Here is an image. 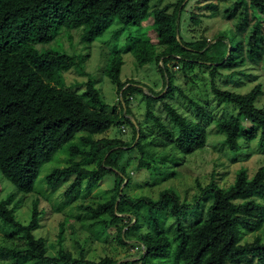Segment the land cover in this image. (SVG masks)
I'll list each match as a JSON object with an SVG mask.
<instances>
[{"label": "trees", "instance_id": "16d2710c", "mask_svg": "<svg viewBox=\"0 0 264 264\" xmlns=\"http://www.w3.org/2000/svg\"><path fill=\"white\" fill-rule=\"evenodd\" d=\"M150 1L0 0V173L18 191L30 193L41 166L78 134H82L77 143L69 147V164L53 170L46 177L47 187L54 189L66 178L73 176L65 192L66 196H70L78 192L82 185L88 191L96 188L106 176L113 174L117 189L114 203L117 199L119 203L115 212L109 211L107 203L95 207L79 205V211L99 220L107 214L113 218H118L116 214H130V209H123L125 206L145 208L153 234L141 236L134 247H143L146 256L162 253L170 246L167 238L160 237L163 233L157 217H165L168 211L175 228L173 264H229L247 257L254 258L256 264H264L263 241L255 239L242 245L239 242L243 231L254 232L264 223V167H260L250 178L246 169H239L233 183L226 188H220L213 182L204 187L197 183V194L191 204L181 202L172 190L160 192L155 201L146 197L130 198L122 190L119 193L126 180V173L119 165L124 150L137 148L143 161L155 157L147 147H166L173 142V149L185 156L205 145L206 126L213 119L210 111L207 105L187 97L181 88L174 86L167 61L182 59L183 67L187 68L202 64L204 59L209 63L210 76L214 79L218 69L232 57L234 51L231 45L228 48L224 37L220 36L215 37L212 44L209 41L189 43L182 39L179 22L184 0L176 5L172 14H166L164 10L153 11L155 32L159 44L164 47L155 61L160 73L165 74V92H154L132 81H120V57L114 58L107 74L116 85L121 115L114 111L105 112L107 107L101 103L89 81L86 82V96L95 101L94 108H89L73 92L50 84L52 81L57 83L63 72L76 66L75 58L57 50L40 52L35 46L53 41L61 28H83L82 39L91 42L107 30L113 20L124 27H140L148 15ZM245 4L240 23H245L247 11L250 10L254 25L247 47L248 53L252 54L262 40L260 30L264 0H245ZM207 7L215 8L213 5ZM136 46L133 55L137 63L141 66L150 63L154 58L153 49L148 52L142 43ZM227 49L230 54L224 61ZM211 50L215 52L207 56ZM218 53L222 55L220 60L215 57ZM193 58L199 59L193 62ZM173 89L195 108L196 122L188 121L169 103L164 102L168 96L172 97ZM211 92L218 103L231 104L238 110L234 119L222 120L217 124L231 152L237 153L239 150L240 118L248 121L253 128L260 129L264 140V111L255 107L261 95L260 85L241 95L221 90L212 83ZM133 93L144 98L145 121L158 130L161 138L147 140L142 124L136 120L135 123L131 121L127 95ZM157 103L162 104L166 120L155 113L154 105ZM123 121L132 127V143L102 136L113 125ZM146 129L150 132V127ZM97 135L100 137L95 138ZM76 158L79 160L74 161ZM139 166L149 169V165L142 162H139ZM138 215L135 212L131 216L130 219L135 220L133 224L130 221L118 228V239L122 245L127 243V234L137 229ZM36 216L37 210L34 208L32 220L22 224L10 208L0 203V221L21 233L25 239V247L21 250L0 247V257L10 258L14 263L29 260L32 264L117 263L110 258L97 262L87 260L82 254L79 259H73L69 254H60L58 257L49 255L45 242L34 236L33 232L37 229ZM101 222L105 223L102 219Z\"/></svg>", "mask_w": 264, "mask_h": 264}, {"label": "rangeland", "instance_id": "374dc122", "mask_svg": "<svg viewBox=\"0 0 264 264\" xmlns=\"http://www.w3.org/2000/svg\"><path fill=\"white\" fill-rule=\"evenodd\" d=\"M180 1L151 0L148 15L140 27H124L113 20L110 27L91 42L82 39L83 28L59 29L53 41L35 48L40 52L57 50L71 55L75 58L76 66L63 72L57 83L52 81L50 84L73 92L89 108H94L95 101L86 96V84H88L86 82L89 81L94 91L98 93L101 103L107 107L108 110L105 112L114 111L121 115L116 85L111 82L107 74L114 58L120 57L122 61L120 81L140 83L154 92L164 91L165 74L160 73L158 63L155 61L164 47L159 44L155 32L153 11L164 10V13L172 14ZM208 5H213L215 8H208ZM245 7V0H184L182 2L183 10L179 22L182 39L189 43L209 41V44H212L215 37L220 36L224 37L228 48L230 45L233 47L234 52L228 61H226L228 56L225 55L226 62L218 69V75L214 79L210 76L209 63L204 59L202 64L187 68L183 67L182 59L167 61L174 86L181 88L187 97L207 105L210 111L213 119L206 126L205 145L202 149L185 156L173 149V142L168 143L166 147H147L146 149L155 157L153 160L143 161L137 148L124 150L119 164L126 173V184L121 186L124 195L130 198L146 197L155 201L160 192L172 190L177 193L181 202L191 204L197 194V183L204 187L213 182L220 188H226L233 183L239 169H246L250 178L260 167H264V140L263 137L261 138V130L253 128L248 121L240 118L239 150L237 153L231 152L217 124L222 120L234 119L238 110L231 104L218 103L211 92L212 83L221 90L241 95L260 85L261 95L258 96L255 107L264 111V14L261 15L262 40L258 43L255 53H248L247 41L254 19L252 12L248 10L247 20L243 25L240 23ZM139 43L144 44L148 52L153 49L154 53L151 62L143 66L137 63L133 55ZM214 52V50L209 51L207 56ZM215 57L220 60L222 55L218 53ZM196 59L193 58L192 61ZM217 64L221 63L218 61ZM144 92L148 93L145 89ZM127 100L129 117L142 124L145 138L151 140L160 137L158 130L150 122L145 121V103L142 95L128 94ZM164 102L169 103L188 121H197L195 108L177 90L173 89L172 97L168 96ZM154 111L165 119L161 103L154 105ZM148 127L150 132H147ZM80 135L82 134H78L73 141L58 150L50 161L41 166L30 193L18 191L0 173V203L10 208L22 224L32 220V212L36 208L37 229L33 233L36 238L45 242L49 255L58 257L60 254L67 256L69 254L73 259H79L82 254L87 260L97 262L103 258H110L118 264H173L175 228L174 220L168 211L166 215L164 214L165 217L162 215L157 217L163 233L160 237L167 238L170 246L162 253L146 256L143 247L139 249L134 247L141 236L153 234L145 208L125 206L123 209L127 211L130 209V214H116L118 218L107 214L101 218L105 223H102L101 219H92L84 211L78 210L79 205L95 207L107 203L109 211L115 212L119 203L118 199L114 203V196L117 193L115 175L106 176L90 191L82 185L78 192L70 196H66L65 192L73 181V176L66 178L54 189L47 187L46 177L53 170L69 164V147L77 143ZM104 135L107 138H120L126 143H132L133 130L123 121L119 125H113ZM99 137L100 135L95 136V138ZM78 160V158L74 159V161ZM139 162L148 164L149 169L140 167ZM135 212L140 215H138L137 229L127 234V243L122 245L118 239V228L124 227L130 221L133 224L135 220L132 221L130 218ZM125 230L126 228L122 236ZM152 238L153 236L150 239ZM255 239L264 242V223L254 232L243 231L239 242L242 245ZM0 247L21 250L25 247V239L21 233L0 221ZM0 264L32 263L29 260L14 263L10 258L0 257ZM229 264H256V260L247 257Z\"/></svg>", "mask_w": 264, "mask_h": 264}, {"label": "water", "instance_id": "95a60500", "mask_svg": "<svg viewBox=\"0 0 264 264\" xmlns=\"http://www.w3.org/2000/svg\"><path fill=\"white\" fill-rule=\"evenodd\" d=\"M177 38H178V35H177ZM228 54H229V49H228V51L226 53V57L228 56ZM165 90H166V88H165ZM165 90L163 92H165ZM131 121L135 123V121L133 119ZM136 130L138 131L137 127H136ZM137 135H138V133H137ZM121 190H122V187L120 188V191H119L120 194H121ZM116 264H118V263H116Z\"/></svg>", "mask_w": 264, "mask_h": 264}, {"label": "crops", "instance_id": "0c3cea01", "mask_svg": "<svg viewBox=\"0 0 264 264\" xmlns=\"http://www.w3.org/2000/svg\"><path fill=\"white\" fill-rule=\"evenodd\" d=\"M105 133H106V132H105ZM105 133H104V134H105ZM104 134H103L102 136L105 137V138H107ZM109 138H111V137H109Z\"/></svg>", "mask_w": 264, "mask_h": 264}, {"label": "built area", "instance_id": "2783aa9c", "mask_svg": "<svg viewBox=\"0 0 264 264\" xmlns=\"http://www.w3.org/2000/svg\"><path fill=\"white\" fill-rule=\"evenodd\" d=\"M122 131L124 132V129Z\"/></svg>", "mask_w": 264, "mask_h": 264}]
</instances>
